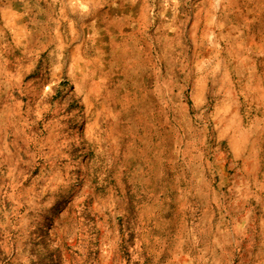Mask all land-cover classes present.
<instances>
[{"label": "rangeland", "instance_id": "1", "mask_svg": "<svg viewBox=\"0 0 264 264\" xmlns=\"http://www.w3.org/2000/svg\"><path fill=\"white\" fill-rule=\"evenodd\" d=\"M0 264H264V0H0Z\"/></svg>", "mask_w": 264, "mask_h": 264}]
</instances>
